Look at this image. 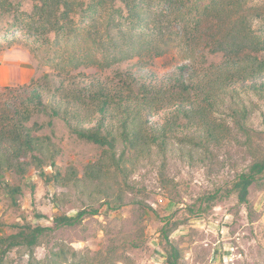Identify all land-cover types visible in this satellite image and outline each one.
<instances>
[{"label": "trees", "instance_id": "obj_1", "mask_svg": "<svg viewBox=\"0 0 264 264\" xmlns=\"http://www.w3.org/2000/svg\"><path fill=\"white\" fill-rule=\"evenodd\" d=\"M32 1V13L21 11L14 0H0V11L12 14L16 21L30 18L27 25L40 34H54L53 47L58 51L85 35L92 50L102 53L104 68L125 60L122 54L136 44L155 49L147 37L153 26L166 22L184 29L188 42L201 45L207 35L211 54L221 56L220 62L209 67L192 59L173 65V71L165 74L139 71L135 65L119 66L107 76L88 77L71 75L63 68L44 80L12 89L14 104L8 102L0 110V185L6 193L15 201L22 187L6 181L5 172L24 178L34 168L45 182L67 189L54 198L60 209L71 202L72 195L79 202L76 215H57L53 226L25 221L15 226V233L0 236V264H14L13 253L28 255L26 264H124L115 258L113 248L89 255L62 242L44 259L36 253L49 244L55 230L77 226L101 214L103 208L116 211L128 202L144 204L128 193L134 159L148 156L154 146L166 153L171 140L181 134L204 149L221 145L227 129L217 118L222 113L229 115L243 136L242 144L256 151L250 118L253 99L264 98V45L254 32L253 21L264 17L250 13L251 0ZM68 60L80 58L76 54ZM36 113L60 119L80 140L100 147L102 155L85 166L82 176L74 166L47 171L56 166L62 149L50 137L37 135L36 125L28 124ZM254 184L264 186V155L255 156L237 176L230 194L248 204ZM217 198L215 194L209 200ZM168 224L162 229L167 245L164 264H180L182 249L170 240L178 226L168 228Z\"/></svg>", "mask_w": 264, "mask_h": 264}, {"label": "rangeland", "instance_id": "obj_2", "mask_svg": "<svg viewBox=\"0 0 264 264\" xmlns=\"http://www.w3.org/2000/svg\"><path fill=\"white\" fill-rule=\"evenodd\" d=\"M14 2L21 11L32 13V0ZM250 10L251 14L264 17V0H251ZM29 20L21 17L16 21L12 14L0 11V64L14 61L33 70L26 83L0 86V110L8 102L14 104L16 92L12 89L30 85L32 80H44L49 73L56 74L63 68L71 75L88 77L107 76L119 66L135 65L139 71L165 74L173 71V65L194 62L192 59L205 67L221 60L220 55L211 54L206 46L207 35L201 45L188 42L184 29L163 22L160 27L153 26L151 36L147 37L155 49L136 44L129 47L130 52L122 54L125 60L104 68L102 53L92 50L85 35L65 43L63 50L58 51L53 47L55 35L40 34L27 25ZM126 29L131 32L129 26ZM253 29L264 45V18H255ZM145 33L149 34V30ZM73 54L80 58L78 62L68 60ZM253 100L250 124L255 152L242 144L243 136L238 134L229 115L222 113L217 118L225 122L227 129L221 145L204 149L190 142V136L181 134L171 140L166 153L154 146L148 156L134 159L130 166L128 193L144 204L128 202L116 211L103 208L101 214L89 216L77 226L57 229L49 244L37 249V257L44 259L52 247L63 242L89 255L113 248L115 258L123 259L124 264H164L167 245L162 229L169 223L168 228L178 226L170 240L182 249L180 264H264V186L254 184L250 188L248 204L239 203L237 194H230L237 176L248 169L255 156L264 155V98ZM28 124L36 125L40 129L37 135L50 137L62 149L56 166L47 169L49 172L74 166L82 176L85 166L102 155L100 147L80 140L63 121L48 113H36ZM2 177L20 185L22 193L14 201L0 185V222L4 224L0 236L15 233V226L25 221L36 226H53L57 215L77 213L79 202L75 196L60 209L54 198L67 189L45 182L34 168L24 178L12 171ZM215 194L218 198L210 201ZM12 256L14 264H26L29 259L28 255Z\"/></svg>", "mask_w": 264, "mask_h": 264}, {"label": "crops", "instance_id": "obj_3", "mask_svg": "<svg viewBox=\"0 0 264 264\" xmlns=\"http://www.w3.org/2000/svg\"><path fill=\"white\" fill-rule=\"evenodd\" d=\"M17 71H25L23 75H17ZM31 68L20 66L15 64L14 61L2 62L0 64V86L14 84V83H26L30 80Z\"/></svg>", "mask_w": 264, "mask_h": 264}]
</instances>
